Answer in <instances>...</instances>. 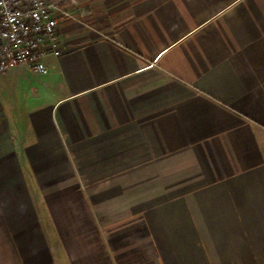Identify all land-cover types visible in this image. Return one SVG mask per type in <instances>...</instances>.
<instances>
[{
	"label": "crops",
	"instance_id": "0c3cea01",
	"mask_svg": "<svg viewBox=\"0 0 264 264\" xmlns=\"http://www.w3.org/2000/svg\"><path fill=\"white\" fill-rule=\"evenodd\" d=\"M60 3L0 72V264H264V0Z\"/></svg>",
	"mask_w": 264,
	"mask_h": 264
},
{
	"label": "built area",
	"instance_id": "2783aa9c",
	"mask_svg": "<svg viewBox=\"0 0 264 264\" xmlns=\"http://www.w3.org/2000/svg\"><path fill=\"white\" fill-rule=\"evenodd\" d=\"M61 8L53 0H3L0 4V72L27 67L47 70L44 58L61 52Z\"/></svg>",
	"mask_w": 264,
	"mask_h": 264
},
{
	"label": "rangeland",
	"instance_id": "374dc122",
	"mask_svg": "<svg viewBox=\"0 0 264 264\" xmlns=\"http://www.w3.org/2000/svg\"><path fill=\"white\" fill-rule=\"evenodd\" d=\"M53 1L57 2V4L60 6V4H61V3H60V0H53ZM60 8H61V6H60ZM74 10H75V9H74ZM74 10H73V11H74ZM75 15H76L75 12H73V16H75Z\"/></svg>",
	"mask_w": 264,
	"mask_h": 264
},
{
	"label": "clouds",
	"instance_id": "9594fccd",
	"mask_svg": "<svg viewBox=\"0 0 264 264\" xmlns=\"http://www.w3.org/2000/svg\"><path fill=\"white\" fill-rule=\"evenodd\" d=\"M3 3V0H0V4H2Z\"/></svg>",
	"mask_w": 264,
	"mask_h": 264
}]
</instances>
